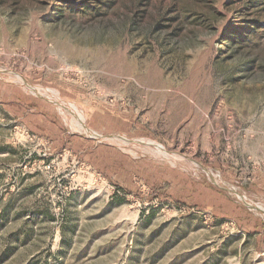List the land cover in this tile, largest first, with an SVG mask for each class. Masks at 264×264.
Segmentation results:
<instances>
[{
    "label": "rangeland",
    "instance_id": "rangeland-1",
    "mask_svg": "<svg viewBox=\"0 0 264 264\" xmlns=\"http://www.w3.org/2000/svg\"><path fill=\"white\" fill-rule=\"evenodd\" d=\"M0 264H264V0H0Z\"/></svg>",
    "mask_w": 264,
    "mask_h": 264
},
{
    "label": "bare ground",
    "instance_id": "bare-ground-1",
    "mask_svg": "<svg viewBox=\"0 0 264 264\" xmlns=\"http://www.w3.org/2000/svg\"><path fill=\"white\" fill-rule=\"evenodd\" d=\"M84 123V122H83Z\"/></svg>",
    "mask_w": 264,
    "mask_h": 264
}]
</instances>
